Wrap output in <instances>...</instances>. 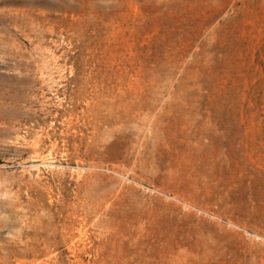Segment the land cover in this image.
I'll return each instance as SVG.
<instances>
[{
	"label": "rangeland",
	"instance_id": "1",
	"mask_svg": "<svg viewBox=\"0 0 264 264\" xmlns=\"http://www.w3.org/2000/svg\"><path fill=\"white\" fill-rule=\"evenodd\" d=\"M0 264H264V0H0Z\"/></svg>",
	"mask_w": 264,
	"mask_h": 264
}]
</instances>
